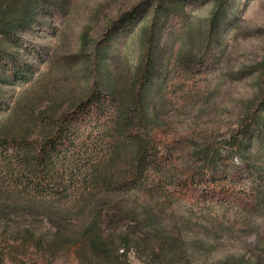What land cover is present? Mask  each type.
I'll list each match as a JSON object with an SVG mask.
<instances>
[{"label": "rangeland", "instance_id": "obj_1", "mask_svg": "<svg viewBox=\"0 0 264 264\" xmlns=\"http://www.w3.org/2000/svg\"><path fill=\"white\" fill-rule=\"evenodd\" d=\"M41 1L50 3L51 12L39 15L45 26L38 22L20 33L23 46L12 45V51L40 66V85L30 95L46 98L37 102L35 114L53 106L56 117L65 115L78 124L76 136L67 143L83 161L90 154L105 158L107 148L117 142L111 133L114 112L118 106L124 112L127 92L140 72V53L147 47L145 43L142 49L143 41L148 42L142 34L158 32L152 74L164 80L149 98L160 96L163 105L156 110L159 126L148 130L146 138L155 147L152 155L161 173L143 168L139 188L122 187L115 201L103 202L101 212L94 214L97 232L115 247L120 249L118 239L128 235L130 248L119 261L264 264V195L257 202L248 184L233 183L229 176H217L211 183L208 176L213 195L221 184L232 183L235 191L228 200L201 196L207 184L194 190L188 181L202 164L191 156L192 145H210L225 165L240 167L227 143L251 125L253 114L264 115L257 110L264 97V0H227L226 19L217 35L210 34L212 0H186L176 14L155 12L157 3L176 0ZM32 45L43 49L40 57L27 50ZM2 88L8 95L10 88ZM110 88L120 94L113 96ZM131 148L127 142L118 145L117 166L122 170ZM5 149L12 152L13 146L1 147L0 154ZM253 152L251 158L263 150ZM260 155L252 161L261 168L256 173L264 182ZM4 166L0 158V185L7 191L11 183ZM184 181L186 189L179 186ZM95 208L91 204L78 218L63 220L65 235L76 236L54 253L43 248L53 240L55 227L49 221L36 215L0 218V264H94L96 256L77 234ZM26 229L32 238H23ZM108 264L117 263L112 258Z\"/></svg>", "mask_w": 264, "mask_h": 264}, {"label": "trees", "instance_id": "obj_2", "mask_svg": "<svg viewBox=\"0 0 264 264\" xmlns=\"http://www.w3.org/2000/svg\"><path fill=\"white\" fill-rule=\"evenodd\" d=\"M185 1L157 3L155 10L158 11L155 12L180 13ZM212 1L210 34L213 32L217 35L218 28L226 19L227 0ZM49 7L50 3L45 4L41 0H0V82L4 83L0 85V148L13 146L12 152L5 149V153L0 154L5 164L6 177L11 183L7 191L0 185V218L12 214H19L21 217L36 215V218L49 221L55 227L53 240L43 245V248L54 253L55 248L63 247L76 236L65 235L63 220L69 216L78 218L89 205L95 204L97 208L93 210L92 217L82 225L83 228L77 236L84 238L88 249L96 256L94 264H108L112 258L117 264H122L119 259L123 257V252L126 253L130 248L128 235L118 239L122 246V253H118L119 246L115 247L114 241L108 242L97 232L98 216L94 214L101 212L100 208L105 205L103 202L115 201L113 198L122 187L132 184L131 187L139 188L142 184L140 179H143V168L153 167L155 173H161L152 155L155 147L146 138L148 130L159 126L160 119L156 110L163 105L160 96L156 100L149 98L151 92L158 90L164 80L163 76L155 77L152 74L158 32L150 30L142 34L143 40L146 38L148 42L143 41L142 49L145 43L147 47L140 53V72L134 76L131 89L127 92L124 112H119V106L118 112H114L111 133L117 142L111 145L110 149L107 148L105 158L98 159L90 154L83 161L73 144L67 143L76 136L75 128L78 124L65 115L56 117L53 106L39 116L35 114L37 102L46 98L30 95L33 86L40 82V66L20 59L12 51V45L23 46L20 33L31 30L38 22L45 26L39 15L49 14ZM214 27H217L216 31ZM27 50L36 57H40L43 52V49L33 45L28 46ZM2 85L10 88L8 95ZM108 91L113 96L120 94L115 89L110 88ZM257 110L264 111V97ZM132 128H136L135 134L131 132ZM239 133L238 136H232L227 145L233 156L238 158L240 167L225 165L218 158L219 153L210 145L203 148L192 145L191 156L202 163L194 169L188 179L194 190L199 186L202 188L208 176L211 183L216 181L217 176H229L233 183L248 184L247 188L252 192L253 200L260 201L264 195V182L259 180L260 176L256 173L261 168H258L256 161L252 159H258L260 154H264V115L253 114L251 125L248 128L242 127ZM34 135L36 137L32 139ZM126 142L132 144V148L122 170L117 166V151L118 145ZM253 149H261L263 153L251 158ZM206 184L201 196H210L214 190L209 188V183ZM179 186L183 189L188 187L185 181ZM218 188L217 193L212 196L228 200V195L235 191L236 185L221 184ZM130 190L132 189H128L126 193L131 192ZM32 237L33 232L26 229L23 238ZM40 241L41 239L38 244Z\"/></svg>", "mask_w": 264, "mask_h": 264}]
</instances>
